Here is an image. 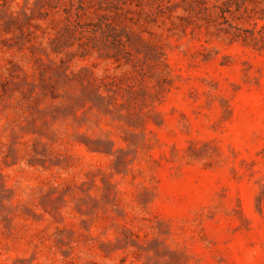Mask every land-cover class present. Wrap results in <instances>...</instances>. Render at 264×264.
I'll list each match as a JSON object with an SVG mask.
<instances>
[{"label":"rangeland","instance_id":"obj_1","mask_svg":"<svg viewBox=\"0 0 264 264\" xmlns=\"http://www.w3.org/2000/svg\"><path fill=\"white\" fill-rule=\"evenodd\" d=\"M113 1L0 0V264H264V49Z\"/></svg>","mask_w":264,"mask_h":264},{"label":"trees","instance_id":"obj_2","mask_svg":"<svg viewBox=\"0 0 264 264\" xmlns=\"http://www.w3.org/2000/svg\"><path fill=\"white\" fill-rule=\"evenodd\" d=\"M109 1L114 8L118 7L117 2ZM126 1L137 2L140 14L149 21L148 23H154L156 18L169 17L171 13L180 9L189 15L187 18H178L183 24L190 23V18H196L206 27H213L218 35L226 37L231 42L252 44L260 50L264 49V28L258 26V21L264 22V0H191L188 7L183 0H124V3ZM237 22L250 28L240 27ZM106 27L109 41L107 48L113 49L116 57L122 51L129 54L124 44L127 40L130 41V33L124 29L114 28L109 23ZM258 205L264 208V187L258 197Z\"/></svg>","mask_w":264,"mask_h":264}]
</instances>
